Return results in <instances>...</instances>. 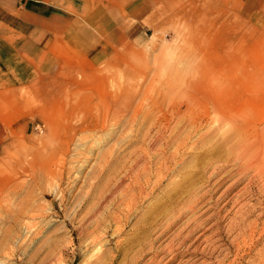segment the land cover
Listing matches in <instances>:
<instances>
[{
    "label": "rangeland",
    "instance_id": "obj_1",
    "mask_svg": "<svg viewBox=\"0 0 264 264\" xmlns=\"http://www.w3.org/2000/svg\"><path fill=\"white\" fill-rule=\"evenodd\" d=\"M131 1H87L88 8L104 2L110 9L106 16L99 11L78 17L102 35L99 57L85 69L64 81L34 79L0 94V264H91L102 253H108L110 264H264V236L233 263L240 230L247 226L249 232L257 221L262 213L258 202L264 208L260 180L251 196L223 209L247 183L223 197L232 180L198 206L200 219H189L192 213L178 219V207L166 203L173 189L196 171L201 182L195 184L191 177L192 185L201 189L205 183V192L212 167L221 165L215 161L200 169L206 160L200 161L199 148L217 134L212 114L201 116L199 128L191 130L195 150L181 154L180 161L171 157L174 141L188 132L186 118L194 113L193 122L197 120L196 107L185 114L187 101L175 98L176 93H260L258 120L264 121V55H254L255 42L264 44V5L249 15L244 0H147L154 13L145 33L134 38L123 31L131 27L124 11ZM263 1L249 0L246 7L259 9ZM158 130L164 137L161 154L152 146ZM160 157L169 159L172 170L161 182L155 175ZM142 167V180L145 168L149 177L143 183L146 194L139 197L135 177ZM131 193L139 197L136 203ZM242 205L257 208L236 215ZM110 225L101 252L91 259V233ZM192 229L195 234L186 240ZM258 229L257 234L261 225ZM161 235L164 245H153ZM134 255L140 260L131 263Z\"/></svg>",
    "mask_w": 264,
    "mask_h": 264
},
{
    "label": "bare ground",
    "instance_id": "obj_2",
    "mask_svg": "<svg viewBox=\"0 0 264 264\" xmlns=\"http://www.w3.org/2000/svg\"><path fill=\"white\" fill-rule=\"evenodd\" d=\"M254 45H255L254 55H256V56H258L259 54L264 55V44H262V43L259 44L258 42H255ZM239 52H241V48L239 49ZM228 57L232 58L233 56H228ZM261 71L264 72V68H262ZM260 95H261L260 93H252L250 91H247V89L244 92L239 93V94L238 93H231V92H217L216 96L215 95L211 96V95H207V94L200 95V94H197V93L192 92V91H185V92L181 91L180 93L175 94V96H174L175 98L183 99V100L187 101V105L189 108L186 111L184 110L185 114L187 113V111H189V112L191 111V107H196L193 109H197V113H196L197 120L195 122H193V119H196V117L194 118V116H193L194 113L189 114L190 117H188V118L185 117L187 119L188 124H189L188 125V132L186 134H183V135L181 134L182 137H178L176 139V141H174V153L171 157L173 158L175 156L176 159H178V161H180L181 157H179V156L181 154H182V156L183 155L186 156L187 154H190L188 152H192L195 150L194 147L190 146L191 130H195L196 128H199L198 122L202 121L201 116H203V117L206 116L207 118H209L210 114H212V126L214 128H217V134L215 135V137L211 141L210 140L207 141V143H205L201 148H199V150H200L199 155L201 158L200 161H203L202 160L203 158H204V160H206V162L204 161L205 162L204 164L202 163L203 166L201 165L200 169L203 168L204 170H207V167L210 166L211 163L213 164L215 161H218V163H221V165L219 164L220 166H218L216 168L212 167L213 170L210 173V176L208 177V181H207L208 182L207 185L209 184V186H207L208 189L205 192H203L204 190L203 191L201 190L205 183L201 186L202 187L201 189L196 188L198 185L193 186L194 184H193L192 179L195 180L194 181L195 184H197L198 182H201L199 180H200V177H202V175H200V177H199V172H197V171L194 172L193 176H189V178H184V180L181 181L173 189L172 193L170 194V196L166 200V203L167 202L173 203L176 208L178 207L179 212H177V213H181L179 215L178 219H184V217H186L185 215L188 213H192V216L189 219H200L198 217V214H199L198 206L203 201H205V199H207L208 196L214 197L216 192H219L220 189H222L225 185H227L232 180H233V182L224 191L223 197L225 195H227L230 191H233V189L240 187L245 182H247V183L244 186H241L242 188H240V190L231 198V200L225 204L223 209H225V207H229L230 204L234 200H235L234 204H236L238 201H241L245 197L251 196L252 190L254 188V184L257 181V179L260 180L261 182H263L262 183V185H263L262 192L264 194V121L260 120L262 118L259 119L260 121L258 120L259 113L262 111V109L259 108V104H258V100H259L258 98L260 97ZM169 101L173 102L172 98H170ZM208 107L211 108L210 111H212V113L207 112ZM172 110L174 111V109H172ZM179 111H180V109H179ZM186 128H187V125H186ZM177 131H179V130H177ZM163 139H164V137H163L162 131L158 130L154 139H153V142H152V146H154L155 151L158 154L159 153L161 154L160 151L162 150L161 145L163 144L162 143ZM157 160H158L157 163H155L156 164L155 175H156L158 181L161 182L163 179H165L169 175V173L172 170H171V166H168V163H169L168 160L169 159L165 160V159L160 157ZM198 163L200 164L199 159H198ZM137 164H139V163H137ZM137 164H136V168H137ZM138 171H139V169H138ZM142 171H143V167H142V169H140L139 174L137 173L136 174L137 176L135 177V184L138 187L139 197L144 196L146 194V192L144 190L143 183L148 184V177H149V173L147 172V170L145 168V175L143 173L144 180H142V178L140 177V174L142 173ZM200 174H202V170H201ZM197 175H198V177H197ZM191 177H192V179H190ZM254 179H256V180L254 181ZM198 189H200L201 191L198 192ZM139 197H137L136 195L132 196L131 200L135 199V201H133V202L136 203L137 199ZM186 198L189 199L188 202L187 201L182 202V200H184ZM133 202H131L129 204V208ZM165 205L166 204H164V206ZM257 206H258V208L254 205L252 207H249L248 205L247 206L242 205L243 208L238 209V211L236 212V215L240 214L241 216H243V215H246L247 212H249L252 208H255V207L257 208L258 211H262V213L260 215H258V217H257L258 219H256L257 221H255L251 225V229L249 232H248L247 226L245 229H241V230L238 229V230H240V232L243 235H242V241L238 244V254L233 259V263H237L239 260H242L246 255V253H245L246 249L249 248V250L251 251L252 247H254L256 245V243H258L259 240L264 236V222H262L264 220V208H262L263 204L261 202H258ZM204 207H207L206 203L203 205V208ZM132 208H130L129 210H131ZM236 208H237V206H236ZM245 208H249V210H247L245 213H243V209H245ZM221 212H222V210L219 213H216L215 215L211 216L209 219L217 217V214L220 215ZM92 217H93V215H92ZM90 218H91V216H90ZM91 220H94V223H95L94 227L100 226L99 224L101 222H98V220L96 221L95 219H89L88 222L91 223ZM115 220H116V225L120 226L119 225L120 219H115ZM260 220H262L261 224H260ZM176 221H175V223H177ZM152 222H154V221L152 220ZM150 223H151V221H150ZM194 223L196 224V221ZM191 225H192V223H191ZM260 225H261V229H262L261 231L262 232L257 234L258 231L256 232V229L259 230L258 227ZM215 226L218 227L219 224L215 225ZM110 227H112V226L110 225L108 228H105L102 231L96 229L94 232L91 233L90 241L88 242V245H87V248H89V249L94 247L93 255L90 257L91 259L98 257V254H96V253L101 252V247H102L101 239L103 238V236L108 235V233L111 230ZM96 228H99V227H96ZM116 228H118V227H116ZM119 231H121V229L116 231L115 235H120ZM165 231H164V233L166 234ZM194 232L195 231L192 229V231L190 232V234L188 235L186 240L190 239ZM247 233H249L250 235H248ZM257 235L259 236L258 238H257ZM137 239H139V238H137ZM162 240H163V235L159 236V238H156L155 243L152 241L151 242L153 243V245H156V244L160 243ZM186 240H185V243H186ZM164 242L161 243L160 247H162V245H164ZM176 243H178V242H176ZM138 244H139V242H138ZM145 244L146 243H144V245ZM117 246H119V248H120L119 250H123V248H124L122 243H119V242H118ZM146 246H149V245L146 244ZM96 247H98V248H96ZM160 247H158L157 250L160 249ZM151 248H152V246H151ZM133 249H131V251ZM140 249H141V247H140ZM152 250H155V246H154V248L151 249V251ZM127 251H130V250H127ZM142 251H144V249ZM145 252H146V250H145ZM139 253H140V250H139ZM102 254L96 259L95 262H91V264H110L108 262L110 260L108 253L107 254L102 253ZM135 254H136V252H135ZM126 255H128V254H126ZM141 256L143 257V255H141ZM128 257H126L125 261L123 259V261L127 262ZM139 260H140V257L136 258V255H134L130 258L131 263L137 262ZM150 261H151V263H153L155 261V258H150ZM128 263H126V264H128Z\"/></svg>",
    "mask_w": 264,
    "mask_h": 264
},
{
    "label": "crops",
    "instance_id": "obj_3",
    "mask_svg": "<svg viewBox=\"0 0 264 264\" xmlns=\"http://www.w3.org/2000/svg\"><path fill=\"white\" fill-rule=\"evenodd\" d=\"M87 1L0 0V94L12 93L34 79L67 80L80 67L85 69L97 60L102 35L93 24H80L78 17L99 11L106 16L110 7L103 2L99 8H88ZM248 1L244 0V12L249 15L264 5L263 1L259 9L251 11L246 7ZM124 11L131 24L127 31L124 27V33L141 37L154 13L151 3L132 0Z\"/></svg>",
    "mask_w": 264,
    "mask_h": 264
}]
</instances>
